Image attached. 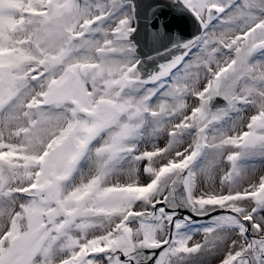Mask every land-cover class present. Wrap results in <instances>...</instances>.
Wrapping results in <instances>:
<instances>
[{"label": "snow or ice", "instance_id": "1", "mask_svg": "<svg viewBox=\"0 0 264 264\" xmlns=\"http://www.w3.org/2000/svg\"><path fill=\"white\" fill-rule=\"evenodd\" d=\"M208 257L264 264V0H0V264Z\"/></svg>", "mask_w": 264, "mask_h": 264}, {"label": "bare ground", "instance_id": "2", "mask_svg": "<svg viewBox=\"0 0 264 264\" xmlns=\"http://www.w3.org/2000/svg\"><path fill=\"white\" fill-rule=\"evenodd\" d=\"M206 261H207L206 264H217V261H216L215 258H213V257H208V258L204 261V264H205Z\"/></svg>", "mask_w": 264, "mask_h": 264}, {"label": "rangeland", "instance_id": "3", "mask_svg": "<svg viewBox=\"0 0 264 264\" xmlns=\"http://www.w3.org/2000/svg\"><path fill=\"white\" fill-rule=\"evenodd\" d=\"M257 168L259 169V164L257 162ZM207 258H204V261L206 260ZM207 263V261L205 262V264Z\"/></svg>", "mask_w": 264, "mask_h": 264}]
</instances>
